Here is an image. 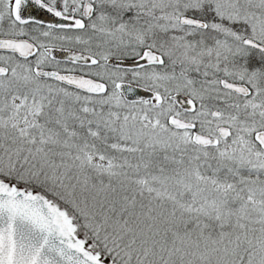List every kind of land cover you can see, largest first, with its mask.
I'll return each instance as SVG.
<instances>
[{"label": "snow or ice", "instance_id": "1", "mask_svg": "<svg viewBox=\"0 0 264 264\" xmlns=\"http://www.w3.org/2000/svg\"><path fill=\"white\" fill-rule=\"evenodd\" d=\"M0 264H264V0H0Z\"/></svg>", "mask_w": 264, "mask_h": 264}]
</instances>
